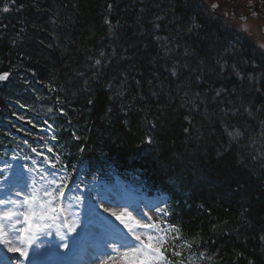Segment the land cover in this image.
Returning a JSON list of instances; mask_svg holds the SVG:
<instances>
[{"label": "trees", "instance_id": "16d2710c", "mask_svg": "<svg viewBox=\"0 0 264 264\" xmlns=\"http://www.w3.org/2000/svg\"><path fill=\"white\" fill-rule=\"evenodd\" d=\"M0 70V103L33 75L86 160L168 193L169 257L264 264V48L238 23L205 0H0Z\"/></svg>", "mask_w": 264, "mask_h": 264}, {"label": "snow or ice", "instance_id": "6c2138e0", "mask_svg": "<svg viewBox=\"0 0 264 264\" xmlns=\"http://www.w3.org/2000/svg\"><path fill=\"white\" fill-rule=\"evenodd\" d=\"M213 7H216V5H213ZM7 10V8L4 9V11ZM96 63L99 64L100 61L97 60ZM8 75V73L0 74V82L6 81ZM229 135H232V133H229ZM235 135H239V132L235 133ZM33 151L36 150L33 149ZM8 168L7 163L3 168H0V180L7 186L4 189V195L7 198L0 199V208L6 209L0 211V248L6 249L7 253H13L17 259L24 257L27 260V264H53L48 259L53 245L58 249L60 242L67 239L65 235L61 234V228H66L68 232L76 231L75 215L69 219L68 215L65 214V208L62 206V199L65 198L63 182L53 179L37 187L34 178L30 175L35 171L34 168H28L27 171L23 169L15 171L11 177L4 175ZM41 179L45 178L42 176ZM29 180H33L31 185H29ZM14 189H19V191L14 192ZM13 195L16 197L15 199L12 198ZM108 202L120 207L119 202L114 199ZM21 208L24 210L21 211ZM101 209L103 213L108 214L107 216H98L106 237L103 240V251L105 253L110 250L118 251L117 248L109 249V241L111 240L119 248L132 246L133 253L143 252L145 258L139 264H157L163 253L159 247L154 246L153 240L155 239L159 243L164 237L157 236L154 238L149 235L146 243L137 234L136 229L156 230L160 228L159 225L152 223L141 224L135 220L132 213L128 212L126 208L117 211L115 208H103L101 205L100 209H96V211L99 213ZM153 210L163 214L157 208ZM137 211L142 218L151 220V217L147 216L143 209L137 207ZM116 221L123 225L127 232L119 228L115 224ZM5 222L11 226V232L5 230ZM21 223L23 226L17 229L15 226ZM53 228L56 229L55 235L60 238L59 242L40 239V237L51 236ZM129 233L131 237H129ZM134 243L138 244V247L133 246ZM29 248H31V256H29ZM128 255V252H124L125 257ZM12 259L13 257L6 256L4 264H12ZM101 264H108V262L101 261Z\"/></svg>", "mask_w": 264, "mask_h": 264}, {"label": "rangeland", "instance_id": "374dc122", "mask_svg": "<svg viewBox=\"0 0 264 264\" xmlns=\"http://www.w3.org/2000/svg\"><path fill=\"white\" fill-rule=\"evenodd\" d=\"M221 14V12H219ZM262 16V14H261ZM235 21H239L240 24L242 25L243 29L248 32V34H251L252 37H254V39H256L257 41H259V43L264 46V32L262 31V26H264V18L262 17H251L249 19L246 20H241L240 18L234 17ZM1 195H4V190L0 191ZM132 216L135 218V216L132 214ZM135 220L137 221V219L135 218ZM6 226L8 227L9 231L11 232V226H9L7 224V222H5ZM17 229L20 228V225H16L15 226ZM54 233L56 232V229L53 228ZM19 246V245H18ZM61 249H63L61 247ZM6 251V249H4ZM52 252H54V255L57 256V254L59 253L58 250H55ZM124 252H128L129 255L127 257L124 256ZM136 253H133L132 251H121L119 250V252H116L114 256H110V257H104L102 256V259H99L97 261H95L93 264H101V261H107L108 264H137V260L135 257H133ZM48 259H50L48 257ZM53 264H58L57 260H52L50 259Z\"/></svg>", "mask_w": 264, "mask_h": 264}, {"label": "flooded vegetation", "instance_id": "af4514ba", "mask_svg": "<svg viewBox=\"0 0 264 264\" xmlns=\"http://www.w3.org/2000/svg\"><path fill=\"white\" fill-rule=\"evenodd\" d=\"M263 2L261 1H249V2H244L243 5H242V10L245 11V14L244 15H248V16H252L251 12L255 13V16H258V13L259 12H263ZM239 13V12H237Z\"/></svg>", "mask_w": 264, "mask_h": 264}, {"label": "bare ground", "instance_id": "6f19581e", "mask_svg": "<svg viewBox=\"0 0 264 264\" xmlns=\"http://www.w3.org/2000/svg\"><path fill=\"white\" fill-rule=\"evenodd\" d=\"M111 168H112V166H110V165H106V169H107V170H111ZM131 178H135V177L132 176ZM151 186H153V185H151ZM155 186H158V185H155Z\"/></svg>", "mask_w": 264, "mask_h": 264}]
</instances>
